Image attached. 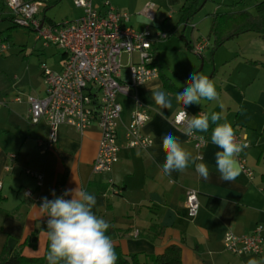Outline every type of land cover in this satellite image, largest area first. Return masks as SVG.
Masks as SVG:
<instances>
[{"label":"crops","instance_id":"crops-1","mask_svg":"<svg viewBox=\"0 0 264 264\" xmlns=\"http://www.w3.org/2000/svg\"><path fill=\"white\" fill-rule=\"evenodd\" d=\"M52 1L59 0H49L40 18H45V10ZM110 1L114 7L129 12L130 23L135 29L142 30L148 25L152 30L160 29L168 34L173 30L170 36L179 32L185 48L186 41L192 45L209 34L210 26L206 36H194V26L191 24V37L185 36L186 28L204 6L205 0H199L198 11L186 24L179 19L180 8L188 0ZM148 1L154 3L152 18L142 13ZM101 3L102 0H93L96 8H100ZM211 13H207L210 25ZM3 19L11 22L7 11L0 16V20ZM250 42L261 50H247L246 46L245 50L230 51L219 67H228L229 77L221 78L220 82L215 81L214 73L209 77L219 94L218 100L202 98L199 104H192L186 109L191 114L222 113L224 119L220 123L226 121L234 131L246 135L249 146L243 155L253 175L249 178L241 172L233 182L219 179L215 153L220 149L211 142L214 124L210 122L207 132L195 131L207 140L200 152L186 135L171 124L170 119L183 107L175 100L176 94L183 90L176 80L164 72L157 58L156 43L155 64L159 76L137 86L129 95H117L121 105L116 127L118 159L106 172H94L92 168L100 139V129L96 123L83 132L67 124L59 125L56 143L41 153L37 141L47 138L48 125L45 120L37 124L27 120V96L42 97L45 94L41 66L37 65L36 58L26 54L22 58L16 55L21 58L20 67L13 71H6L0 66V102L3 103L0 106V252L6 245L20 249L26 256L38 257L45 255L49 245L39 206L24 195L25 189L48 196L53 195L60 186L65 190L79 186L96 197L93 212L97 217L119 230L113 244L118 245L124 254L157 255L169 245H176L181 264H247L251 258L264 264V250L260 254L235 255L226 251L222 242L226 231L249 234L256 224L264 222V40L256 33ZM206 48H210L209 40ZM204 49L196 54L201 60ZM58 51L60 56L54 63L57 68L51 67L55 71L61 70L64 57V52ZM216 51L209 50L211 56ZM234 60L240 62L233 64ZM175 73L183 80L177 71ZM231 74L236 76L232 77ZM151 90H162L169 95L172 108L163 110L167 118L154 111L158 106L152 99ZM16 96H20L21 100L15 101ZM134 97L149 114L142 130L153 141L146 149L127 148L124 144L125 129L136 107ZM169 133L177 137L193 155L203 156L202 162L206 163L210 173L208 180L201 178L192 164L183 171H173L170 176L161 174L160 168L166 158L162 141ZM11 153L15 155L14 159L9 157ZM8 165L12 166L11 170L5 169ZM25 169L43 174L42 185L37 186L36 180L26 174ZM189 188L198 192L200 205L195 217L188 216L185 207L186 190ZM210 198L219 201L215 209L209 205ZM33 233L37 235L36 242L23 245Z\"/></svg>","mask_w":264,"mask_h":264},{"label":"built area","instance_id":"built-area-1","mask_svg":"<svg viewBox=\"0 0 264 264\" xmlns=\"http://www.w3.org/2000/svg\"><path fill=\"white\" fill-rule=\"evenodd\" d=\"M3 3L13 25L34 30L36 39L41 40L42 45H53L64 52L60 71L52 70L44 63L41 65L46 86L45 94L42 97L27 96L28 122L37 124L45 120L48 125L47 138L37 141L39 151L44 153L54 146L57 141V127L61 124L73 126L83 132L92 123H96L100 129V139L92 168L94 172L110 171L118 159L119 151L116 127L121 105L117 95H129L137 86L159 76L155 53L150 50L158 40L167 38L168 33L160 29L152 30L148 25L142 30L135 29L130 23L129 12L114 7L110 0H102L100 8L94 7L93 0H73L81 14L77 18L59 22L40 18V13L48 6L49 0H3ZM153 9L154 3L148 1L142 13L152 18ZM207 43V38L196 41L192 44L193 52L200 54ZM6 49L7 46L0 38V52ZM135 52L140 53L138 61L132 58ZM123 54L129 56L126 65L127 78L122 75ZM134 98L136 107L125 129L124 144L127 148L146 149L153 141L142 130L149 114L144 105ZM14 100L20 101L21 97L16 96ZM2 104L0 102V106ZM197 114L199 113H189L190 116ZM177 115L178 112L170 122L173 126L181 128L182 124H176ZM235 135L238 142L249 145L244 133L236 130ZM186 137L198 152L207 144L205 137L195 131L192 136ZM244 151L239 155L238 162L242 168L241 172L251 178L253 171L246 163ZM9 157L14 159L15 155L11 153ZM11 168L12 166L8 165L5 169ZM24 172L36 180L37 186L42 185L43 174L31 169H25ZM64 191L65 188L60 186L55 196L34 194L29 189H25L23 193L40 206L42 198L52 200L62 196ZM185 197L187 214L195 217L200 205L197 190L187 189ZM47 219L43 217L46 228ZM222 242L224 249L235 255L260 254L264 250V222L256 224L249 234L226 231Z\"/></svg>","mask_w":264,"mask_h":264},{"label":"clouds","instance_id":"clouds-1","mask_svg":"<svg viewBox=\"0 0 264 264\" xmlns=\"http://www.w3.org/2000/svg\"><path fill=\"white\" fill-rule=\"evenodd\" d=\"M151 92L152 99L158 106L154 111L162 118H167L163 110L172 108L169 95L162 90ZM202 98L218 100L215 84L207 75L190 73L187 86L175 96L177 104L183 106L176 116V124H182L183 127L177 130L186 136H192L194 131L207 132L210 122L214 124L211 142L220 149L215 153L219 179L233 182L242 171L238 157L249 145L237 141L230 123H220L224 119L222 113L200 112L190 116L186 109L192 104H199ZM162 147L166 153L165 162L160 168L162 175L170 176L173 171H183L192 164L201 178H210L208 166L202 162L203 156L193 155L171 133L163 137ZM52 194L55 196V192ZM69 196L70 199L65 198ZM96 202L94 195L79 186L65 190L62 196L52 200L42 198L39 206L41 217L48 218L47 230L44 231L49 241L45 257L47 264H116L118 257L112 238L106 235L111 225L93 212ZM247 264H261V261L251 258Z\"/></svg>","mask_w":264,"mask_h":264},{"label":"rangeland","instance_id":"rangeland-1","mask_svg":"<svg viewBox=\"0 0 264 264\" xmlns=\"http://www.w3.org/2000/svg\"><path fill=\"white\" fill-rule=\"evenodd\" d=\"M205 1L204 6L195 14L192 20L193 22H190V25L186 28L185 36L187 38L191 37L189 33L191 24L194 26V36L199 34L206 36L210 26V19L207 13L223 11L226 9V4L228 3L227 0ZM259 1L262 0H244L242 7L249 11H254V5ZM6 11L7 8L0 1V16ZM80 14L81 10L73 4V0H59L58 2L52 1L48 9L45 10V19L50 22H59L65 19L77 18ZM164 28H166V25L163 29ZM178 34L160 39L156 42L157 58L163 67L164 72L172 79L176 80L182 90L187 86L186 80L189 79L190 73L199 72L208 77L214 73V76L216 75V82H220L221 78H224L225 76L228 78V67H224L227 70L226 73H224V68L220 69L219 67L222 65L220 63L221 60L224 59V57H227V55L231 53L230 51L245 50L246 46H248L247 50H261L254 47L255 45L250 42L252 38L256 36V33L254 31H248L240 33L224 44L218 46L215 49L217 51L214 53L215 55L213 54L214 56H211L209 52V50H211L210 48L204 49L205 52L203 59L201 60L197 57L195 52L189 51L183 46L182 40ZM0 38L7 46L5 51L0 52V66L6 71H13L16 68H19V59L25 54L36 58L38 66H41L44 63L52 70H55L54 68H51L53 66L57 68L54 63L59 59L60 51L58 50L60 49H57L53 45H42V41L36 39V33L34 30L13 25L8 20L3 19L0 20ZM33 50H39V52ZM150 51H154L156 55L155 46H153ZM16 55H19L21 58L16 57ZM133 57L135 61H138L140 59V53L135 52ZM6 59L7 61H4ZM128 59L129 56L127 54L122 55V74L124 77H127L128 75L127 68H125L129 62ZM262 59H264V57H262ZM237 62L239 63L240 60H234L233 64H237ZM175 71L182 76L183 80L179 78ZM232 72L234 71H231V73ZM231 75L232 77L236 76V74Z\"/></svg>","mask_w":264,"mask_h":264},{"label":"trees","instance_id":"trees-1","mask_svg":"<svg viewBox=\"0 0 264 264\" xmlns=\"http://www.w3.org/2000/svg\"><path fill=\"white\" fill-rule=\"evenodd\" d=\"M198 2L199 0H188L180 8L179 21L181 23L186 24L190 21L192 16L198 11L200 5ZM243 3L244 0H228L226 9L211 13V25L207 36L211 50H215L229 39L247 31H254L264 40V0L254 5V11L243 8ZM172 32L173 30L170 31L168 37ZM185 45L188 50L193 52L192 45L188 41L185 42ZM218 204L219 201L217 199H209V205L212 209H215ZM118 234L119 230L113 225L106 233L112 238V241L118 237ZM36 239L37 235L33 233L29 241L26 240L23 245L27 243L33 244ZM48 248L49 245L46 247L45 255L35 257L26 256L20 249L9 248L5 245L0 252V264H47L45 257ZM114 249L118 257L116 264H181L179 248L176 245H169L161 254L157 255L124 254L116 244H114Z\"/></svg>","mask_w":264,"mask_h":264},{"label":"water","instance_id":"water-1","mask_svg":"<svg viewBox=\"0 0 264 264\" xmlns=\"http://www.w3.org/2000/svg\"><path fill=\"white\" fill-rule=\"evenodd\" d=\"M41 25H42V22H41Z\"/></svg>","mask_w":264,"mask_h":264}]
</instances>
